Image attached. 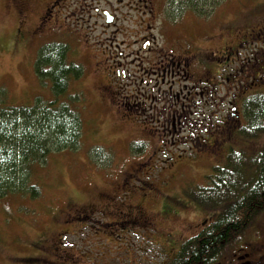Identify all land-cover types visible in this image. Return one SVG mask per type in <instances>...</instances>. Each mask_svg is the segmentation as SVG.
Here are the masks:
<instances>
[{
  "label": "rangeland",
  "instance_id": "rangeland-1",
  "mask_svg": "<svg viewBox=\"0 0 264 264\" xmlns=\"http://www.w3.org/2000/svg\"><path fill=\"white\" fill-rule=\"evenodd\" d=\"M38 16L35 11L21 21L9 0H0V103L34 105L53 99L50 80L36 73L37 54L44 43H67L69 61L84 66L81 78L72 80L62 96L69 100L68 95H80L70 106L82 121L81 146L55 152L45 165L35 167L32 177L41 188L40 197H9L0 203V264L166 262L214 216L189 194L206 185L212 166L223 161L219 142L215 138L213 146L196 149L180 144L183 133L163 131L154 123L147 128L127 85L119 88L122 92L109 86L114 83L108 76L110 53L117 59L118 45L125 54L136 46L131 21L110 26L103 19L84 18L65 22L72 26L69 29L58 24L49 32L32 31ZM200 20L205 27L189 21L188 37L196 40L202 33L210 38L205 48L215 57L209 59L207 72L212 77L220 69L223 94L231 93L242 66L220 67L218 60L230 55V63L235 61L236 54L230 50L240 51L241 46L234 44L249 31L264 36V0H224ZM256 40L262 46L264 38ZM243 51L256 56L254 48ZM262 53L264 48L257 54ZM192 72L193 83L198 84L202 68L195 60ZM134 143L142 149L133 150ZM96 148L110 161L93 158ZM251 227L247 237L254 232ZM238 250L234 247L225 258Z\"/></svg>",
  "mask_w": 264,
  "mask_h": 264
},
{
  "label": "flooded vegetation",
  "instance_id": "flooded-vegetation-1",
  "mask_svg": "<svg viewBox=\"0 0 264 264\" xmlns=\"http://www.w3.org/2000/svg\"><path fill=\"white\" fill-rule=\"evenodd\" d=\"M9 6L18 13L21 21L29 19L35 11L39 14L38 24L32 31L44 28L49 32L58 24L69 29L72 26L65 22L84 18L90 21L103 19L110 26H117L120 21H131L133 30L125 29L135 33L136 46L133 52L125 54L118 45L114 49L117 59L114 53H110L108 76L114 83L109 80V86L122 92L119 88L127 85L125 88L134 93L143 111L147 128L152 129L154 123L163 131L183 133L178 137L180 144L196 149H207L216 138L218 149L223 154V161L219 164H225L228 156L234 153L246 161L241 171L245 177L258 174L250 162L264 159V134L249 137L246 133L249 131L250 109L256 105V96L264 93V53L257 54L264 48V40L260 47L256 42L257 38H264L263 33L253 29L240 38L239 43L234 44L241 46L240 51L230 50L236 54L232 63L230 55L223 61L218 60L220 67L227 64L236 68L237 64L242 66L236 88L223 94L220 69H216L212 77L207 72L209 59L215 57L205 48L210 38L201 33L195 40L187 33L190 31L189 21L206 26L205 21L200 20L204 15L190 10L179 14V7L172 0H9ZM121 28L119 25V30ZM244 47L254 48L256 56L241 52ZM120 57L124 59L120 60ZM205 59L207 62L202 63L201 60L204 62ZM194 60L202 68L198 84L193 83L196 78L192 72ZM242 76L246 77L241 79ZM205 83L208 85H202ZM132 105L131 101L128 108ZM128 108L126 110L129 111ZM138 115L142 118L140 113ZM263 220L264 209L253 220L252 235L247 237L246 231L238 243V252L226 258L225 255L217 264H264ZM259 223L261 228L257 227Z\"/></svg>",
  "mask_w": 264,
  "mask_h": 264
},
{
  "label": "trees",
  "instance_id": "trees-1",
  "mask_svg": "<svg viewBox=\"0 0 264 264\" xmlns=\"http://www.w3.org/2000/svg\"><path fill=\"white\" fill-rule=\"evenodd\" d=\"M222 1L172 0L179 14L190 10L197 15L212 13ZM69 51V45L61 41L46 43L38 50L36 73L50 80L53 99L34 105L0 103V203L9 197H40L41 188L32 177L35 167L45 165L55 152L81 146L82 121L70 106L80 95H68L70 101L62 96L67 94L72 80L81 78L84 66L69 61ZM256 100L248 117L249 131L245 132L249 137L264 134V93L258 94ZM134 144L133 150L143 147ZM100 148H96L93 158L110 161ZM239 158L232 153L225 164L213 165L205 176L206 185L189 194L214 211V216L160 264H217L241 242L255 216L264 209V159L251 160L258 174L247 178L241 172L246 161Z\"/></svg>",
  "mask_w": 264,
  "mask_h": 264
}]
</instances>
